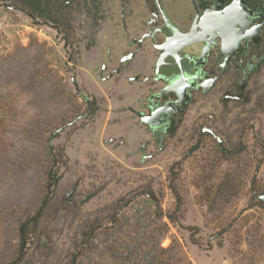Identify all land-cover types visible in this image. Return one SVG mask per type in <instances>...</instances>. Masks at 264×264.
<instances>
[{"label": "rangeland", "instance_id": "374dc122", "mask_svg": "<svg viewBox=\"0 0 264 264\" xmlns=\"http://www.w3.org/2000/svg\"><path fill=\"white\" fill-rule=\"evenodd\" d=\"M121 12L120 0H0V264H264V69L249 103H213L231 154L212 136L190 153L179 133L143 159L135 89L100 76L121 56Z\"/></svg>", "mask_w": 264, "mask_h": 264}, {"label": "flooded vegetation", "instance_id": "af4514ba", "mask_svg": "<svg viewBox=\"0 0 264 264\" xmlns=\"http://www.w3.org/2000/svg\"><path fill=\"white\" fill-rule=\"evenodd\" d=\"M120 1L126 50L115 66L103 63L100 76L104 81L122 76L135 89L126 110L146 136L137 148L142 158L153 157L149 150L166 149L179 133L194 141L190 150L207 136H221L213 103L231 109L249 103L252 80L264 69V0ZM136 1L143 3L145 16L130 27L126 21ZM221 138L224 150L216 139L219 149L231 154Z\"/></svg>", "mask_w": 264, "mask_h": 264}, {"label": "water", "instance_id": "95a60500", "mask_svg": "<svg viewBox=\"0 0 264 264\" xmlns=\"http://www.w3.org/2000/svg\"><path fill=\"white\" fill-rule=\"evenodd\" d=\"M189 36H190V35H187V37H189ZM187 39H188V38H187ZM196 40H199V39H190V40H188V42H193V41H196ZM186 42H187V41H186ZM132 56H133V53H131L128 57H125V58L123 59V61H125V60H127V59H130ZM73 80H75L74 77H73ZM84 97H85V99H86V103H87V110L85 111V113H83V114L81 115V118L86 117V116L89 114L90 110H91V102H90V99H89L87 96H84ZM214 137L218 140L221 149H223V147H222V141H223V139L221 138V136H220L219 134H217V133H214ZM196 146H197V145H196ZM196 146H194L193 148H191V150H190L189 152L191 153V152L195 149ZM223 150H224V149H223ZM54 163H55V164L57 163V159H55ZM50 178H52V174L50 175ZM74 191H75V189L71 192V194H72ZM89 197H90V195H87L84 199H82V202L85 201L86 199H88ZM259 197H260V199H261L262 201H264V194H261ZM76 262H77V255H74V257H73V261H72V264H76Z\"/></svg>", "mask_w": 264, "mask_h": 264}, {"label": "trees", "instance_id": "16d2710c", "mask_svg": "<svg viewBox=\"0 0 264 264\" xmlns=\"http://www.w3.org/2000/svg\"><path fill=\"white\" fill-rule=\"evenodd\" d=\"M32 6L37 8V5H36V1L35 2H32ZM47 204V200L44 199L42 204H41V207L39 208V210L36 212L35 215H33L32 217H30L29 219H27L21 226V236L23 238V240L25 241L26 240V228H28V226L33 223V224H36L38 222V220L41 218L42 216V213H43V210L45 208Z\"/></svg>", "mask_w": 264, "mask_h": 264}, {"label": "crops", "instance_id": "0c3cea01", "mask_svg": "<svg viewBox=\"0 0 264 264\" xmlns=\"http://www.w3.org/2000/svg\"><path fill=\"white\" fill-rule=\"evenodd\" d=\"M114 39H112V41H113ZM123 43H122V46H121V49H119L118 51H116L117 53H121V55H122V52L124 51V50H126V44H125V42H126V40H125V38H123ZM109 81H111V80H109Z\"/></svg>", "mask_w": 264, "mask_h": 264}]
</instances>
